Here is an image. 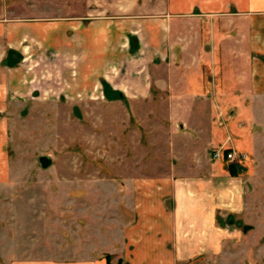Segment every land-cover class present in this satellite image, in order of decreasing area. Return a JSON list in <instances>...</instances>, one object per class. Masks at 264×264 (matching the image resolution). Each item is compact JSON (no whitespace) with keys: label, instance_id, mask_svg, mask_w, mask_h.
Instances as JSON below:
<instances>
[{"label":"crops","instance_id":"crops-1","mask_svg":"<svg viewBox=\"0 0 264 264\" xmlns=\"http://www.w3.org/2000/svg\"><path fill=\"white\" fill-rule=\"evenodd\" d=\"M0 71V179L8 175L7 113L15 93L97 92L132 111L169 110L153 98L177 97L170 111L183 112L204 147L248 151L242 163L250 184L263 183L264 165L254 156L264 159V147L245 137L253 128L264 133V0H0ZM209 94L211 103L203 102ZM237 107L245 121L231 116ZM215 163L212 176L226 174ZM234 175L227 172L229 187L220 182L216 189L213 179H141L118 220L95 226L77 217L69 249L31 251L8 264H108L106 255L110 264H248L250 251L221 222L223 212L227 218L246 210L239 192L250 188Z\"/></svg>","mask_w":264,"mask_h":264},{"label":"rangeland","instance_id":"rangeland-1","mask_svg":"<svg viewBox=\"0 0 264 264\" xmlns=\"http://www.w3.org/2000/svg\"><path fill=\"white\" fill-rule=\"evenodd\" d=\"M14 97L15 105L7 113L8 175L0 179V264L31 251L48 255L66 251L77 217L91 218L95 226L118 220L124 209H130L133 185L141 179L168 175L186 183L213 179L216 189L225 183L224 177H232L227 176L230 165L240 186L247 189L248 185L250 190L239 192L246 210L227 218V212L222 213L223 230L238 233L240 249L250 251L248 264H264V180L253 188L246 161L236 165L213 159L212 151L225 144L204 147V138L183 112L170 111L177 97L153 98L156 105L169 108L165 111L151 110L150 105L132 111L127 102L105 100L97 92L59 97L15 93ZM210 97L203 102L211 103ZM238 108L225 116L245 121L247 117L239 116ZM217 113L213 107L211 115ZM257 130L253 128L245 139L259 149L264 147V133ZM192 150L198 153L197 159H191ZM41 156L50 158L48 167L41 166ZM256 156L264 165L262 156ZM215 162L226 174L212 176L210 167ZM191 167L198 168L197 172L190 174Z\"/></svg>","mask_w":264,"mask_h":264},{"label":"built area","instance_id":"built-area-1","mask_svg":"<svg viewBox=\"0 0 264 264\" xmlns=\"http://www.w3.org/2000/svg\"><path fill=\"white\" fill-rule=\"evenodd\" d=\"M246 155L244 153H239L233 148H217L212 151L213 159H226L230 163L239 164L245 159Z\"/></svg>","mask_w":264,"mask_h":264},{"label":"water","instance_id":"water-1","mask_svg":"<svg viewBox=\"0 0 264 264\" xmlns=\"http://www.w3.org/2000/svg\"><path fill=\"white\" fill-rule=\"evenodd\" d=\"M39 162H40L41 166L45 168V167H48L50 165L51 160L47 156H41L39 158Z\"/></svg>","mask_w":264,"mask_h":264},{"label":"trees","instance_id":"trees-1","mask_svg":"<svg viewBox=\"0 0 264 264\" xmlns=\"http://www.w3.org/2000/svg\"><path fill=\"white\" fill-rule=\"evenodd\" d=\"M120 97H123L122 95ZM229 171L230 173L233 175L235 174V170L233 169L232 165L229 166ZM110 257L109 255H106V260H107V263L110 264V261H109Z\"/></svg>","mask_w":264,"mask_h":264}]
</instances>
